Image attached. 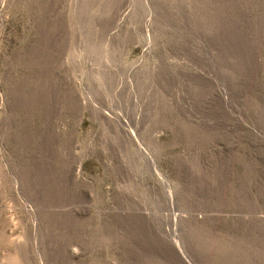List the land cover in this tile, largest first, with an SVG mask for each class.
Returning <instances> with one entry per match:
<instances>
[{
	"label": "rangeland",
	"instance_id": "rangeland-1",
	"mask_svg": "<svg viewBox=\"0 0 264 264\" xmlns=\"http://www.w3.org/2000/svg\"><path fill=\"white\" fill-rule=\"evenodd\" d=\"M0 264H264V0H0Z\"/></svg>",
	"mask_w": 264,
	"mask_h": 264
}]
</instances>
